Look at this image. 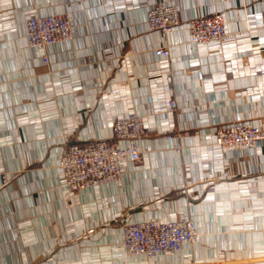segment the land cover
Segmentation results:
<instances>
[{"label":"crops","instance_id":"0c3cea01","mask_svg":"<svg viewBox=\"0 0 264 264\" xmlns=\"http://www.w3.org/2000/svg\"><path fill=\"white\" fill-rule=\"evenodd\" d=\"M159 2L179 9L167 36L147 26ZM216 12L228 39L193 44L189 22ZM62 13L73 39L48 47L46 64L25 23ZM263 13L264 0H0V264H264V140L216 145L224 125L264 130ZM163 46L169 58L156 55ZM132 112L147 124L141 165L69 192L66 148L112 139ZM186 218L197 244L125 254L124 224Z\"/></svg>","mask_w":264,"mask_h":264},{"label":"built area","instance_id":"2783aa9c","mask_svg":"<svg viewBox=\"0 0 264 264\" xmlns=\"http://www.w3.org/2000/svg\"><path fill=\"white\" fill-rule=\"evenodd\" d=\"M264 23V13L262 14ZM180 25L177 6L159 2L147 12V26L152 32L167 36ZM191 42L196 45L223 43L228 39L222 13L193 19L189 22ZM25 36L30 48L41 50L42 60L50 61L47 48L73 39V24L68 14L36 15L25 23ZM156 55L169 58L167 46L158 47ZM171 112L177 111L174 100L169 102ZM147 135L143 116L132 112L118 118L113 124L112 139L93 141L84 145L68 146L59 159L65 186L71 193L93 190L109 184H118L127 164L139 166L142 151L139 141ZM166 139L173 138L168 134ZM264 140V130L250 123H231L216 131V145L222 151L248 149ZM181 148H176L180 152ZM182 190V193H185ZM199 232L192 219L176 221L147 220L126 223L123 226V247L129 257L152 260L167 253H178L186 244H197Z\"/></svg>","mask_w":264,"mask_h":264}]
</instances>
